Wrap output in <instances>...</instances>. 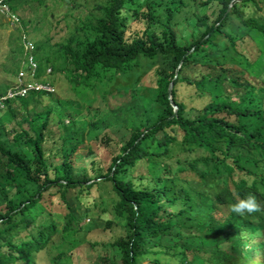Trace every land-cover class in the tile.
Segmentation results:
<instances>
[{
	"label": "trees",
	"instance_id": "obj_1",
	"mask_svg": "<svg viewBox=\"0 0 264 264\" xmlns=\"http://www.w3.org/2000/svg\"><path fill=\"white\" fill-rule=\"evenodd\" d=\"M17 1L8 0L34 44L31 79L54 90L0 107V130L16 124L0 144V264H68L84 244L95 250L85 264H264V0H170L158 30L151 0H95L43 57ZM187 2L202 32L181 44L172 20ZM142 16L152 21L132 33ZM61 78L88 103L115 91L129 99L93 109L67 135L52 119ZM116 125L122 136L98 162L92 142ZM104 188L108 204L94 191ZM249 194L258 210L231 212ZM95 207L112 215L103 227L118 229L112 242L87 237Z\"/></svg>",
	"mask_w": 264,
	"mask_h": 264
},
{
	"label": "rangeland",
	"instance_id": "obj_2",
	"mask_svg": "<svg viewBox=\"0 0 264 264\" xmlns=\"http://www.w3.org/2000/svg\"><path fill=\"white\" fill-rule=\"evenodd\" d=\"M151 2L153 4L154 21H158L154 24V27H157L158 30L163 21L166 20V13L170 7V0H151ZM190 2H187L188 4H182L172 20L175 23L178 41L181 44L189 43L197 38L202 32V28L197 27L194 24V20L190 19L192 16V9L190 7L192 2ZM94 4L95 0H45L44 5L32 2L31 0L17 1V5L21 7L23 17L28 23L27 31L29 35L35 38L37 40L36 43L41 46V50L38 53L40 57L52 55V52L56 49V43L67 36L69 30L74 25V21L89 16V11L92 10ZM149 21L152 20L147 19L146 16H142L140 19L133 21L130 28L131 32L140 34ZM16 36H20L19 32L11 27L5 18L0 16V89H2L5 84L12 81L14 82L15 75L13 74V70L20 65L22 60V55H17L19 43L16 42L17 40L15 41ZM150 78L151 79H148L143 83V85L148 86V88L145 89V92H143L146 93V95L148 94L147 89H149L155 82L153 76H150ZM60 82L64 83V85H58L60 90H57L61 103L55 110V118L53 117L52 119L57 120L58 116L56 114L63 118L65 126L63 132L67 135H73L74 128L79 129L83 126L82 122L91 119V114L94 111L93 109L98 108V111L104 112L110 107H118L124 103L126 99H129L127 93L115 91L105 99H97L96 102L93 101L88 103L79 93L65 85L64 79L61 78ZM181 96L182 98L187 97L184 88L182 89ZM114 112L110 114V118L123 117L119 111ZM71 121L74 123L71 124ZM52 122L53 123L49 124L50 132L53 134L59 132L60 127L54 121ZM3 125L4 128L0 130V144L2 145L8 143L10 140V132L8 131H14L16 129V124L7 120L4 121ZM121 136V128L116 125L111 129L109 139L108 137L107 139H103L99 145L92 142V147L94 149L97 148L96 160L98 162L106 161L109 150L111 148L113 149L112 146L115 144V140ZM83 143L85 145L89 144L87 138L83 139ZM84 151L85 150L80 148L78 153H84ZM81 162H83V160L79 161V163ZM94 191L98 195L100 194L104 197L103 201H105L106 204L110 203V199L106 196L108 188ZM100 201V198L97 196L96 202L100 204ZM108 207H110V204ZM92 218L96 219V227L87 234L88 238L95 239L100 243H109L117 237L118 229L115 226L110 229L103 228L105 220L112 218L111 213H103L102 210H100V207H95L92 210ZM89 219L90 217H87L85 222L87 223ZM112 249L113 248H111V250ZM94 253L95 250L90 249V247H87V245L84 244L76 249L72 257L67 259V262L68 264H85V260L93 258ZM147 262L148 260L144 263Z\"/></svg>",
	"mask_w": 264,
	"mask_h": 264
},
{
	"label": "built area",
	"instance_id": "obj_3",
	"mask_svg": "<svg viewBox=\"0 0 264 264\" xmlns=\"http://www.w3.org/2000/svg\"><path fill=\"white\" fill-rule=\"evenodd\" d=\"M0 16L5 18L7 23L19 32L22 51V60L19 65V70L15 76L13 85L7 88L4 95L0 96V107L2 106L3 100L24 96L30 91L42 90L52 92L54 89L50 85L31 79L37 66L32 53L34 44L23 28L18 14L12 10L8 0H0ZM25 69H27V72ZM49 70L50 69L47 68V71Z\"/></svg>",
	"mask_w": 264,
	"mask_h": 264
},
{
	"label": "clouds",
	"instance_id": "obj_4",
	"mask_svg": "<svg viewBox=\"0 0 264 264\" xmlns=\"http://www.w3.org/2000/svg\"><path fill=\"white\" fill-rule=\"evenodd\" d=\"M258 204L253 195L249 194L244 198L237 199L230 207L231 212L243 216L245 213H252L258 210Z\"/></svg>",
	"mask_w": 264,
	"mask_h": 264
},
{
	"label": "water",
	"instance_id": "obj_5",
	"mask_svg": "<svg viewBox=\"0 0 264 264\" xmlns=\"http://www.w3.org/2000/svg\"><path fill=\"white\" fill-rule=\"evenodd\" d=\"M171 86H172V82H170L168 85V89H167L168 94L170 93ZM169 98H170V96H169ZM170 103L173 106V109L176 110V106L174 105V103L171 100H170Z\"/></svg>",
	"mask_w": 264,
	"mask_h": 264
}]
</instances>
